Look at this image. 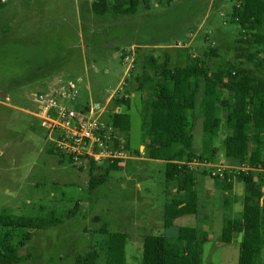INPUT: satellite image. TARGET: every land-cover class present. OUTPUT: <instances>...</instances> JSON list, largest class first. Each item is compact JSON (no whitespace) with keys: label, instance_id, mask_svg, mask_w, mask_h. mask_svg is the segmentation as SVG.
I'll return each mask as SVG.
<instances>
[{"label":"rangeland","instance_id":"obj_1","mask_svg":"<svg viewBox=\"0 0 264 264\" xmlns=\"http://www.w3.org/2000/svg\"><path fill=\"white\" fill-rule=\"evenodd\" d=\"M94 2L0 0V92L8 95L7 100L0 99V216L61 222L45 230L12 232L19 264H75L77 256L86 255L103 242L100 231L104 224L110 232L129 235L126 264H142L145 237L174 238L181 227L200 222L210 223L199 225L207 232L202 264H238L242 235L235 234L230 244L221 239L224 219L242 220L244 185L236 179L233 194L228 195L225 185L211 179L207 170L193 168L189 179H194V173L205 176L212 214L203 209L197 216L176 220L170 230L164 228L165 204L177 199L178 186L166 182L164 162L150 160L143 152L142 101L152 99L153 78L142 90L139 85L146 73L153 75L147 71L150 59L167 61L172 68L182 70L189 56L199 60L210 77L218 73L222 61H233L240 54L235 46L242 30L233 18L240 0H173L169 5L153 0L150 9L141 4L134 16L95 15ZM246 49L242 67L250 76L263 78L262 46L246 45ZM127 56L134 59L128 72ZM66 80L80 81L84 97L104 103L110 91L126 81L125 94L130 95L131 104L121 112L131 118L130 159L119 169L87 162L79 167L57 156L42 121L30 114L36 111L34 94ZM203 85L201 81L200 94ZM218 94L220 102L229 97L225 90ZM216 117L220 120L213 141L217 155L211 161L235 166L225 157L223 143L228 131L221 107ZM206 124L205 117L196 111V156L201 153ZM248 129L252 152L253 135H257L250 126ZM123 136L119 134L121 142ZM175 150V161L184 164L180 146ZM106 174L108 182L95 187L90 195V180ZM226 198L231 209L224 205ZM76 206V214L68 218ZM3 232L0 228V234ZM257 263L264 264L263 247ZM97 264H106L104 254Z\"/></svg>","mask_w":264,"mask_h":264},{"label":"trees","instance_id":"obj_2","mask_svg":"<svg viewBox=\"0 0 264 264\" xmlns=\"http://www.w3.org/2000/svg\"><path fill=\"white\" fill-rule=\"evenodd\" d=\"M159 4L169 5L173 0H157ZM153 0H95L92 10L95 15L134 16L142 4L150 9ZM235 23L242 33L236 41L235 49L240 54L233 61H222L218 73L210 77L207 68L199 60L187 56L184 69L172 68L169 62L148 61L147 71L139 88L150 84L153 78L152 99L142 101V130L144 133V151L150 160L166 164L167 183H176L177 193L183 199H169L164 208V228L170 230L174 222L185 216L198 215V194L195 186L189 182L190 169L186 163L194 159L211 161L217 155L214 137L220 120L216 117L220 107L225 112V126L228 135L224 140L225 157L235 166L264 168V76H250L242 67L241 59L247 56L246 45L262 46L264 53V0H240L233 9ZM212 55L216 51L211 50ZM250 58L253 56L249 55ZM203 81V91L199 92ZM219 90L228 92L229 97L222 100ZM129 98H113L108 106L105 122L122 133L121 148L130 151L131 118L121 108H129ZM118 110V112H116ZM199 111L205 117L204 140L201 153L196 156L193 150V115ZM250 126L254 136V149L250 147ZM176 145L184 164L175 159ZM210 158V159H209ZM212 162V161H211ZM112 170L119 169L118 162L105 163ZM95 166V164H90ZM244 185L243 215L241 222L225 221L222 228V243L230 244L235 234L242 235L238 264H258L257 257L261 247L264 248V173L260 171L232 173L221 181L227 190L232 189L233 180ZM220 181L219 179H217ZM108 182V175L92 178L89 183L91 195L97 186ZM227 204V202H225ZM78 210L68 215L72 218ZM95 221H101L95 218ZM60 220L43 218L0 216V264H19V253L12 243V232L18 229L45 230L59 225ZM181 227L176 237L164 235L147 236L143 240L142 264H202L203 242L207 232L199 226ZM103 242L84 256H77L75 264H97L102 254L106 264H126V243L128 234L110 232L104 224L100 231ZM98 249V250H97Z\"/></svg>","mask_w":264,"mask_h":264},{"label":"built area","instance_id":"obj_3","mask_svg":"<svg viewBox=\"0 0 264 264\" xmlns=\"http://www.w3.org/2000/svg\"><path fill=\"white\" fill-rule=\"evenodd\" d=\"M127 72L133 69L134 59ZM126 72V73H127ZM126 81L110 91L106 102H97L83 96L80 81L66 80L54 87L34 94L36 111L33 114L42 121L57 156L68 159L73 165L83 167L84 163L102 165L118 162L122 166L130 159V152L121 148L120 132L105 122L108 106L113 98H129L125 94ZM118 112V110H116ZM183 165V164H182ZM187 167L207 170L211 179L224 181L228 174L260 171L262 167L241 165L232 166L227 161L219 164L206 159H194L186 163Z\"/></svg>","mask_w":264,"mask_h":264},{"label":"crops","instance_id":"obj_4","mask_svg":"<svg viewBox=\"0 0 264 264\" xmlns=\"http://www.w3.org/2000/svg\"><path fill=\"white\" fill-rule=\"evenodd\" d=\"M141 148H143V147H141ZM201 174L202 173H200V175L198 173H194L193 176L191 177L192 179L193 178L194 179L193 180L189 179V182L192 183L195 186L196 190H197V194H198V213L200 212V210H203V209H207L208 212H209V210H210L209 203H210V200H211V197H210L211 194H209V190L207 191L206 184L203 182V180L205 179V176L204 175L202 176ZM236 181L233 183L231 190H227V188H224V189H226L225 191L228 192V195L229 194H233V190L235 189ZM215 182L217 183L218 181H215ZM168 184H171V183H168ZM177 196H178L177 199H179V200H181V199L184 198V196L181 195V194H178ZM240 198H241V196H240ZM241 199L243 200V197ZM225 202H227V204ZM229 202L230 201L228 200V198H226L224 200V205L225 206L228 205L230 207V208L229 207L228 208L231 209V202H230V205H229ZM209 214H212V212H209ZM226 214H228V211H226V209H225V215ZM192 217H194V216H192ZM225 221H227V220L224 219L223 224H224ZM241 221L234 220L232 222H241ZM200 223L201 224L203 223V226H205L204 224H206V225H209L210 224V223H205V222H200ZM196 226L197 225H194L193 227H196ZM222 228H223V226H222Z\"/></svg>","mask_w":264,"mask_h":264},{"label":"water","instance_id":"obj_5","mask_svg":"<svg viewBox=\"0 0 264 264\" xmlns=\"http://www.w3.org/2000/svg\"><path fill=\"white\" fill-rule=\"evenodd\" d=\"M0 99L2 100H7L8 99V95L4 92H0Z\"/></svg>","mask_w":264,"mask_h":264}]
</instances>
